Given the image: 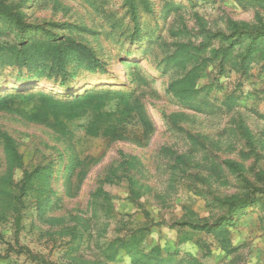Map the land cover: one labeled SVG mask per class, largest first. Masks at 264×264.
Segmentation results:
<instances>
[{"label":"rangeland","instance_id":"374dc122","mask_svg":"<svg viewBox=\"0 0 264 264\" xmlns=\"http://www.w3.org/2000/svg\"><path fill=\"white\" fill-rule=\"evenodd\" d=\"M0 1L42 27L18 31L0 21V43L68 37L87 45L117 66L116 77L100 73L106 84L133 88L153 122L139 141L111 139L88 135L87 117L67 122L62 134L0 109V130L22 158L10 172L11 209L0 211V264H264V42L251 57L238 44L228 58L211 52L230 41L231 23L264 30V0H136L135 38L125 0ZM216 33L229 39H209ZM181 42L205 45L186 68L164 61ZM202 59L200 107H184L164 89ZM97 74L80 68L68 86L46 76L28 83L25 68L4 65L0 94L16 86L78 93ZM137 76L144 82L136 86ZM142 124L133 128L142 132ZM2 146L0 139V204L9 176ZM49 164L50 187L60 193L46 190L40 215L23 177ZM240 200L247 205L229 213ZM134 232L143 263L123 244Z\"/></svg>","mask_w":264,"mask_h":264},{"label":"trees","instance_id":"16d2710c","mask_svg":"<svg viewBox=\"0 0 264 264\" xmlns=\"http://www.w3.org/2000/svg\"><path fill=\"white\" fill-rule=\"evenodd\" d=\"M148 2V0H142ZM129 6L130 14L134 22V35H139L138 14L136 0H125ZM149 9V4L146 3ZM0 21L18 31L34 30L36 33L42 30L39 25H32L25 21L23 12L11 5L0 1ZM232 34L227 45L211 48V52L218 58H228L233 47L244 45V57H251L262 48L264 40V30H251L244 23H231ZM50 36V35H49ZM229 37V36H228ZM227 35L216 33L209 36V39L217 38L222 42L229 39ZM208 45V44H207ZM205 48L194 46L190 43L181 42L177 48L168 54L164 61L167 64L177 63L182 68H186V63L192 60L199 52ZM101 52V56H104ZM206 59L188 68L185 73L171 80L165 87V92L171 93L184 107L198 109L200 106L203 88L198 87L197 81L201 71L205 66ZM4 65H14L25 68L28 74L27 82L35 79L38 83L43 76L47 79H59L65 86L71 85L80 68L88 70L90 73H98L97 77L90 82L89 87L83 88L78 93L53 94L45 91H32L31 89L16 86L11 91L0 94V109L16 112L23 118L31 122H42L56 128L60 133H68L67 122L87 117L85 132L92 136H104L111 139H121L132 135L133 139L139 141L147 136L152 129L151 114L143 108V100L139 93L133 88L125 90L106 84L107 78H101L100 73L105 72L109 77H116L111 72V61L100 58L95 51L87 45L75 41L71 38H52L28 40L20 46L10 43H0V67ZM135 69H138L137 65ZM142 76H137L136 86L144 80ZM104 82V83H103ZM137 120L142 121L144 131L139 132L135 128ZM0 139L3 143V151L8 166V174L2 181L0 211L6 215L11 209L10 197L14 190L10 172L21 167L22 158L18 152L16 142L8 133L0 130ZM52 165L41 166L32 172H25L23 185L29 191L35 193L37 198L36 208L40 215L45 213L49 204V196L45 199L46 190L50 194L58 195L50 187V177ZM226 203L235 204L231 199H226ZM237 206L230 208L229 213H238L247 205L246 200L236 202ZM234 210V211H233ZM140 242L137 233H132L123 243L129 255L136 262L143 263V258L139 257L137 246ZM142 258V260H141Z\"/></svg>","mask_w":264,"mask_h":264},{"label":"bare ground","instance_id":"6f19581e","mask_svg":"<svg viewBox=\"0 0 264 264\" xmlns=\"http://www.w3.org/2000/svg\"><path fill=\"white\" fill-rule=\"evenodd\" d=\"M110 68H111L112 70H117V66H116V64H115L114 62L111 63ZM113 72H114V71H113ZM116 72H117V71H116ZM117 73H119V71H118Z\"/></svg>","mask_w":264,"mask_h":264}]
</instances>
